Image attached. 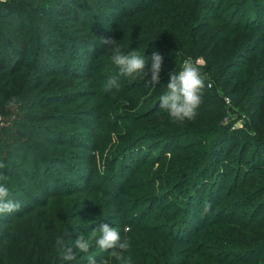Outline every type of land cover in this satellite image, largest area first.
Instances as JSON below:
<instances>
[{"label":"trees","instance_id":"trees-1","mask_svg":"<svg viewBox=\"0 0 264 264\" xmlns=\"http://www.w3.org/2000/svg\"><path fill=\"white\" fill-rule=\"evenodd\" d=\"M126 4L133 10L127 12ZM104 27L122 52L144 54L146 70L154 50L163 57L155 88L147 77L120 76L111 48L100 42L107 37ZM188 58L205 87L195 119L177 122L159 107V98L170 72H179ZM82 59L95 65L91 70L106 69L105 79L84 77ZM114 75L119 88L99 92ZM13 96L18 103L9 108ZM225 98L247 113L246 128L233 139L241 157L231 159L253 169H233L230 184L223 182L218 192L206 179L217 175L210 173L213 159L229 139L221 122ZM81 111L98 121L80 122L81 134L65 130L62 123H77ZM0 117L6 121L0 126V172L11 178L10 198L20 205L0 214V225H9L0 227V264H88L89 256L98 264H124L94 240L71 262L56 252L58 236L70 244L101 223L128 239L123 255L130 264H264V164L253 161L264 157V0H0ZM91 138L102 156L107 148L111 154L102 175L96 169L87 188L71 191L50 170L59 165L63 179L76 187L82 174L64 156L82 155ZM182 139L169 159L166 152ZM132 149L139 165L115 190L118 163ZM160 195L177 200L160 205ZM28 201L38 205L30 208ZM57 208L59 218L47 215ZM37 219L39 226L27 227Z\"/></svg>","mask_w":264,"mask_h":264},{"label":"clouds","instance_id":"clouds-1","mask_svg":"<svg viewBox=\"0 0 264 264\" xmlns=\"http://www.w3.org/2000/svg\"><path fill=\"white\" fill-rule=\"evenodd\" d=\"M100 42L111 48L112 62L119 68V74L133 79L136 77H147L148 83L155 88L160 83V73L162 71L163 57L153 51L151 56V67L146 70V58L137 50H131L126 54L121 51L117 41L109 37H100ZM105 90L119 88L116 77L110 76L105 83ZM167 92L159 98V107L165 110L169 117L177 122L195 119L202 98V90L205 87V78L201 74L198 66L190 59H185L179 72H170L167 82ZM18 103V98L13 96L7 102V107L14 108ZM5 164L0 162V169ZM11 178L0 172V214H10L19 208V203L10 198L11 193L8 188ZM127 231V229H125ZM102 250L109 252V257L124 264H130V258L125 261L123 253L130 248L127 238L121 239L117 228L108 223H101L87 234H80L78 238L66 243L63 236H58L55 240V250L60 259L65 262L76 260V252L88 253L91 242ZM88 264H98L93 256L88 257ZM99 264H109V259H103Z\"/></svg>","mask_w":264,"mask_h":264},{"label":"rangeland","instance_id":"rangeland-1","mask_svg":"<svg viewBox=\"0 0 264 264\" xmlns=\"http://www.w3.org/2000/svg\"><path fill=\"white\" fill-rule=\"evenodd\" d=\"M125 7H126L127 12H130L131 10H133V5L126 4ZM110 12H116L118 14V12L115 9H111ZM104 28H105V29H103L104 35L107 37L111 36L109 34V32H111V29L109 27H104ZM102 51L104 52V54H106L105 50H102ZM104 57L107 58L106 55H104ZM203 62H204V60L200 59V60H198L197 64L200 65V63L202 64ZM82 63H83V70L80 72H82V75H84V77H86V75H88V74H90L91 76H94L95 74H100L101 76L98 79L99 80L105 79L104 72L106 69H102V71H96V69L91 70V68H94L95 65H93L90 68L89 67L90 61H84L82 59ZM147 63H148V61L146 60V64ZM120 76L124 77V78L126 77L123 75H120ZM114 77L117 78L116 75H114ZM121 80L123 81L124 79L121 78ZM142 80H145V78H142ZM89 83H90V81L85 86H87ZM122 84H123V82H122ZM52 88H54V86ZM100 90L101 91H99V92H102L104 95H108L109 93L116 90V88L114 87L111 90H105V87L102 85ZM81 101L82 100H80L79 103ZM225 103H226L225 106H226L227 112L223 115L224 120L222 119L221 122L225 128H228L227 134L223 133V135H224V137H228L229 139H228V141L226 140V138L224 139L223 147L221 148V151L213 159V160H215V167L217 169H219V172H216L217 169L215 168L214 170L210 171V173L215 171V175L217 174L215 176V178L208 176V178L206 179V180H211L213 183H215L214 188L218 192H221V190H219V188L222 186L223 182H226V183L231 182V180L233 179V176H234L233 173H234L235 169L241 170L242 168H246L247 172L253 169L252 165L251 166L248 165L249 164L248 161H241L242 162L241 163L240 162L241 159H238L237 162H239V163H236V161H233L231 159L236 154H238V158L241 157V151H240L239 147H236L234 145L233 139H234L235 133H237L239 130L246 128L245 121H246L247 113L240 111V109L237 106H235L234 103L231 102L227 98H225ZM101 110L98 111L99 114L102 113ZM98 113L96 111L95 115H97ZM17 114H20V113L16 112L12 116L8 117L9 119L8 118H6V119L10 120L9 122H11L12 119L17 118ZM80 114H82V115H80L81 118L79 119V121L77 123H70L68 121L62 123L65 126L64 127L65 130L72 129V130L76 131L77 133L81 134V133L85 132V129H83L84 128L83 124L80 122H87V118L89 120H94L95 122L98 121V120L93 119L94 118L93 116L87 117V115H85L86 111H81ZM18 117H19V115H18ZM0 119L2 120V122L0 123V126H3L4 124H6V121H4L2 119V117H0ZM87 130H90V129H87ZM89 134H90V131H89ZM88 138H89V136H88ZM89 142H91V143L89 145L87 144V149H82L79 151V152H82V155L76 156V152H68L67 153L68 155L64 156L67 166L70 167L73 171H77V172L82 174V177H79L80 179H82V181H78L76 187L73 186L72 183H68L67 181H65L63 179V178H67L66 177L67 175H66V172L62 168L59 167V165H55L54 169L50 170V173L53 174V176H54L53 179L60 184H67L68 186H71V187H69V188H71V191L72 190L76 191L78 189L87 188L88 187V181L91 178V174L96 169H98L99 170L98 173H100V175H102L101 171L104 170V168L106 167V158H107V156H109L111 154V152L107 148L104 150V153L102 156L101 152L99 150H96V146L93 144L95 142V139L91 138V139H89ZM185 142L186 141L184 139H182L180 142H175L169 151H167V150H163V151L168 152V153L166 152V154H167V157L170 159V157L172 155L171 152L178 150L180 148V146H182ZM159 149H161V148L159 147ZM182 154H183V156L179 157V158H182L180 161H178L179 165H180V163H184V158L188 157L189 153L186 152V153H182ZM91 155H92V157L95 158V160H93L92 158H89ZM253 161L256 164V167H257V164H258V166H259V164L263 165L264 164V157L261 158V156H258L255 159L253 158ZM138 165L139 164H135V165L133 164V149L129 150L128 152H126L121 157V162L118 163V166L121 167L122 172L120 173L121 175L119 174V172H116V174H115V177H117V181L119 182V185L115 187V190H117L118 188L123 187L125 184H127L129 177L133 174V171L135 170L134 168H136ZM158 169H159V164H157L155 167V170H158ZM243 171H244V169L242 170V172ZM220 174H223L224 176L221 177ZM226 175H229V176H226ZM220 178H222V179H220ZM69 180L73 181L72 179H69ZM53 183H54V181H53ZM140 184H141V182H139V184H137V186H139ZM227 184L229 185L230 183H227ZM213 194H215V193H213ZM39 195H40V200H45V201L47 200V195H43L41 193H39ZM160 197H162V198H160V201L158 203L160 205L161 204L169 205L171 203V201L174 200V198L169 199L168 197H164V195H160ZM139 200L142 201V198ZM175 200H177V199H175ZM175 200H174V202H175ZM51 203H52V201H51ZM27 204L30 205V208H34V206L38 205L36 203H31V201H28ZM164 205H162V206H164ZM36 210L39 211L40 214H42L45 211V209H39V208H37ZM56 211H59L58 208L56 210H50L49 212H47V215L48 216L53 215L54 218L55 217L59 218L60 215L57 214ZM34 216L35 215L30 214L28 216V219H32ZM139 217H141V216H139ZM35 219L36 218H33V220H35ZM38 220L39 219H37L33 223L28 224L27 227L39 226ZM112 222H115V221H112ZM0 227L3 228V230H7L6 228H8L9 225H2V226L0 225ZM125 229H127V231H125V232H129V228L126 227ZM118 231L121 232L120 230H118Z\"/></svg>","mask_w":264,"mask_h":264}]
</instances>
